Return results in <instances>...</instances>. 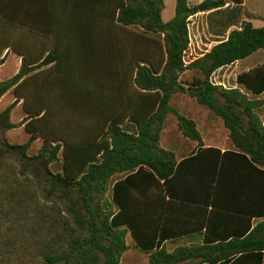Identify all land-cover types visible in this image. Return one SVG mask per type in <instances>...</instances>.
<instances>
[{
  "label": "trees",
  "instance_id": "16d2710c",
  "mask_svg": "<svg viewBox=\"0 0 264 264\" xmlns=\"http://www.w3.org/2000/svg\"><path fill=\"white\" fill-rule=\"evenodd\" d=\"M104 3L106 22L139 31L138 46L132 52L135 61L124 62L126 55L122 49L116 53L121 57L120 64L113 67L119 78L113 86L119 95L114 97L118 112L117 107L111 112L113 109L106 102L109 113L103 112V101L97 97L100 92L97 89L103 88L99 77L103 70L112 69L110 65L87 68V97L76 90L71 91V97L66 96L70 84L59 78L46 81L42 86L45 93L33 97V73L56 56H47L35 66L26 65L23 59L18 73L0 80V98L8 91L15 96V101L0 113V130L17 127L10 114L22 99L25 114L22 125L29 135L22 145L3 141L0 157L12 153L26 159L23 163L26 171L34 166L32 161L38 160L41 174L49 184L45 191L49 196L56 193L67 205L66 210L57 212L58 217L49 228L45 223L37 228L36 224L29 225L23 217L19 218L18 209L23 205L18 190L0 189V264L3 261L9 264L12 256L28 253L32 247L38 250L40 264H120L128 249V234L136 247L148 254L147 264H229L236 256L250 257L254 264H261L264 221L253 224L250 216L234 212L211 211L201 243L178 246L172 251L166 249L163 241L177 236L167 233L160 224L171 216L175 203L164 204L165 195L161 191L165 187L175 195L171 184L178 181L181 173H188V162L193 158L178 164L176 153L160 146V134L168 115H173L182 136L196 141L199 147L203 145L196 123L170 104L175 94L185 93L221 119L227 129L234 151L223 152L224 161L227 156L233 157L238 172L248 169L264 175L261 120L264 99L249 98L238 88L225 89L210 82L216 70L264 50V27L255 28L246 13L248 20L239 30H232L226 41L186 65L183 57L189 45V17L222 7L224 0H203L193 6L187 0H176L174 17L167 22L161 18L163 0H104ZM2 8L0 2V66L6 48L18 53L12 36L2 33V18L7 17ZM60 70L59 66L48 69L55 74ZM187 71L194 75L187 78ZM244 87L254 96L264 91L255 86ZM52 88L66 91L46 92ZM99 110L104 114L97 113ZM37 138H42L43 146L37 155L28 157L27 151ZM60 152V169L53 171L51 165L58 162ZM207 152L203 154L211 155H204L208 156L205 160L210 165L216 164L220 151L208 148ZM115 176L121 179L112 182ZM16 180L11 178L14 184ZM216 186L218 192L225 190V185L219 186V179ZM146 193L150 198L148 195L145 200ZM25 207L23 213L27 214L30 206ZM201 216L204 218V213ZM71 221L76 227L71 226ZM3 225L7 231L2 230Z\"/></svg>",
  "mask_w": 264,
  "mask_h": 264
},
{
  "label": "crops",
  "instance_id": "0c3cea01",
  "mask_svg": "<svg viewBox=\"0 0 264 264\" xmlns=\"http://www.w3.org/2000/svg\"><path fill=\"white\" fill-rule=\"evenodd\" d=\"M202 1L187 0L189 6L197 5ZM224 1L225 4L222 7L198 12L189 17L187 25L189 45L186 50L188 63L203 57L212 46L226 41L232 30H239L242 23L248 20L245 17L246 13L250 15V22L255 28L264 27V0ZM0 2L7 16L2 18L1 30L3 32H1L12 36L18 50V53H15L8 47L3 52L2 56H5V60L2 67L8 58H12L13 66L8 71L5 80L18 73L23 59L26 65L35 66L47 56L51 58L56 56L46 67L33 73L31 82L33 97L36 98L39 93H45L42 86L46 81L51 82L58 78L67 80L70 84L67 87L66 96L71 97V91L76 90L83 91L86 93L83 96L87 97L86 86L88 85L86 83L89 82L86 76L87 68L92 65H100L104 68L110 65L112 69L103 70L99 77L103 88L97 89L100 90L97 97L103 101V112L109 113L107 106L113 109L111 112H114L117 107L118 112L119 105L114 103L116 92L113 86L118 83L119 78L115 76L113 67L117 65L116 63L120 64L121 57L116 53L122 49L126 55L123 58L124 62L135 61L132 58V52L138 46L136 36L139 33L138 30L121 28L106 22L103 9L104 0H0ZM167 2L172 3L168 8H166ZM163 3L161 18L163 22H167L174 17L176 0H163ZM7 18L17 21H8ZM144 45L146 47V42ZM57 51L58 55H55ZM54 66L61 68L58 74L48 71ZM118 71L119 69L117 74ZM193 75V72L185 73L187 78ZM213 77L218 86L225 89L238 88L249 98L264 99V91L254 96L244 87L247 85L249 88L253 86L257 89L264 88V50H258L243 60L216 70ZM63 90L52 88L47 89L46 92L66 91ZM118 97L119 95L116 94V98ZM20 106H22V99L12 109L10 120ZM99 111L97 113L104 114L101 110ZM176 111L192 119L199 133L200 128L210 130L211 121L201 127L194 117H190L188 112L191 110L186 106ZM166 120L160 134V146L175 152L178 164L190 157L193 160L188 162L190 165L186 170L188 173H181L178 181L171 184L172 189L175 187V195L170 194L167 188H162L161 193L165 195L164 204L168 201L175 204L169 213L171 216H166L165 221H161L160 227H163L167 233L177 236L174 240L168 239L163 242L173 244L183 241L185 242L183 245L201 243L205 234L204 225L211 211L220 210L250 216L253 224L264 221V175L248 169L238 172L233 157L227 156L224 161L221 154L225 151H234L227 129L225 128L226 133L222 144L212 142L213 139L208 138L209 134L200 133L203 145L199 147L196 141L184 138L178 127L181 142H162L161 135L165 131ZM261 120L264 123V114L261 115ZM208 148H217L220 151V156H216L218 162L214 165H210L205 160L208 156L204 155H211L203 154L208 153ZM210 167L214 168L210 169ZM217 178L219 186L225 185V190L219 189L218 192ZM120 179L119 177L114 181ZM148 195L149 193L145 194V200ZM201 208L204 212L200 210ZM202 213H204V218L201 216ZM250 263H253V258L236 256L229 264ZM261 264H264V251H262Z\"/></svg>",
  "mask_w": 264,
  "mask_h": 264
},
{
  "label": "rangeland",
  "instance_id": "374dc122",
  "mask_svg": "<svg viewBox=\"0 0 264 264\" xmlns=\"http://www.w3.org/2000/svg\"><path fill=\"white\" fill-rule=\"evenodd\" d=\"M193 1V0H191ZM171 2V1H170ZM167 2L166 8L172 3ZM168 12V9H167ZM7 40V39H6ZM12 58H8L5 62V65L0 66V80H5L8 71L12 69ZM15 101V96L8 91L0 98V113L10 104ZM19 102V101H18ZM17 102V103H18ZM171 106L175 110H181L182 106H186V108L190 109L189 111L190 117H194L201 125V127L205 126L208 121H211L210 130H206L205 128H200L199 131L202 134H209L208 139L212 142L222 144V140L224 138V134L226 133V129L221 121V119L215 117L208 109L202 107L200 105H196L195 101L191 99L184 93H177L173 96L171 102ZM16 112V111H15ZM18 113V114H17ZM17 113L11 119L17 127L11 130H0V154L2 153L1 149H4V142L11 145H22L24 144L29 135L24 130V126L22 125L23 118L25 117L22 106L17 109ZM21 116H18V115ZM177 121L173 115H168L165 131H163L161 137L162 142H181V136L178 133L177 129ZM210 126V125H209ZM204 129V130H203ZM218 139V142H217ZM229 145V142H227ZM43 146L42 138H37L33 141L27 151V156L32 157L39 153ZM231 146V145H229ZM61 152L58 155V162H55L51 165V169L53 171L59 170L61 165ZM26 159L20 158L19 156L12 153H5L0 157V189H6L10 187H15L18 190L19 200L22 201L21 207H19L18 211L20 213L19 218H22L29 222V225L36 224L38 228L42 223H45L47 228L50 227L51 223H53L54 218H57V212L61 210H66V203L61 202L57 196V194H53L49 196L45 191V188L49 187V184L46 183V179L43 174H41V167L38 164V160L32 161L34 166L30 167L28 171L24 170L25 167L23 165ZM36 164V165H35ZM24 170V171H23ZM23 172L24 175L21 173ZM11 178H17L15 184L11 181ZM119 178V176H115L112 179V182ZM18 182V184H17ZM10 191H12L10 189ZM111 197V188L106 194V198L110 199ZM6 207H8V203L5 202ZM29 205V212L27 214L23 213L25 211V206ZM2 218V216H0ZM71 226L76 227L75 224L71 221ZM2 230L7 231L6 226L3 225ZM28 235V232L26 233ZM35 234V233H34ZM82 234L81 232L76 236ZM9 235H12V233ZM39 231L35 234L36 239L38 238ZM24 238V237H22ZM25 240L30 238H24ZM35 239V238H34ZM185 242H177V243H167L166 249L169 251L174 250L178 246H183ZM0 245L1 242H0ZM126 245L128 249L122 254L120 264H147L148 263V254L142 252L138 247H136L134 241L128 235L126 237ZM40 259L38 255V250L35 247H32L30 251L21 252L20 256L17 255L12 256L9 264H40ZM5 261L2 262L4 264Z\"/></svg>",
  "mask_w": 264,
  "mask_h": 264
},
{
  "label": "built area",
  "instance_id": "2783aa9c",
  "mask_svg": "<svg viewBox=\"0 0 264 264\" xmlns=\"http://www.w3.org/2000/svg\"><path fill=\"white\" fill-rule=\"evenodd\" d=\"M186 52H185V54H184V57H183V60H184V63L187 65V64H189L188 63V60L186 59ZM214 74V73H213ZM213 74L211 75V77H210V82L212 83V84H214V85H216L217 83L215 82V79H214V77H213Z\"/></svg>",
  "mask_w": 264,
  "mask_h": 264
}]
</instances>
